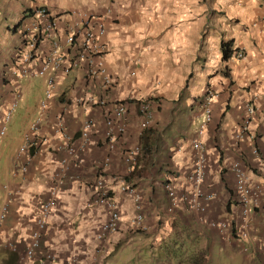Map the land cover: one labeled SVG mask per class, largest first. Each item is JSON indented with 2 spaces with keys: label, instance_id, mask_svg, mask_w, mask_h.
<instances>
[{
  "label": "crops",
  "instance_id": "0c3cea01",
  "mask_svg": "<svg viewBox=\"0 0 264 264\" xmlns=\"http://www.w3.org/2000/svg\"><path fill=\"white\" fill-rule=\"evenodd\" d=\"M36 4H44L61 26L74 21V12L102 16L110 10L102 22L107 49L100 59L113 83L102 96L108 105L122 102L126 109L125 131L101 172L118 203L119 228L99 245L101 249H97L94 235L105 215L91 204L90 187L97 176L96 164L108 155L103 146L104 108L73 103L75 98L88 94L98 97L101 89L96 81L86 80L84 67L80 66L60 78L46 107L39 109L45 77H19L10 69V57L19 43L20 23ZM83 4L73 6L67 0H0V120L14 98V88L21 91L16 103L18 112L12 116L15 106L0 137V250L14 256V264H20L24 257L34 217L41 202L49 197V177L61 168L62 152L56 149L53 136L57 115L61 114L66 131L76 141L83 117L93 120L94 131L86 147L68 162L55 207L46 219L33 257L25 264H61L71 257H77L78 264H93L96 258L101 262L122 242L128 243L137 235L155 239L179 225L211 244L217 240L222 246L227 243L263 264L258 246L264 239V190L252 214L247 240L222 236L203 220L227 221L236 214L231 161L245 164L248 180L264 186L251 154L253 145L264 156V0H83ZM222 42L231 49L226 58L222 57ZM34 78L38 79V90L31 103L26 90L31 92ZM207 91L212 92V99L209 120L205 121L202 99ZM247 101L252 103L256 116L236 148L232 137ZM143 102L151 115L145 129L140 127L138 113ZM33 121H37L38 136L44 135L47 141H38L35 150L29 149L32 158L21 171L24 159L17 157L16 151L23 134L34 137L29 128ZM199 128L205 158L200 187L214 196L202 202L200 212L187 205L170 210L163 182L171 180L178 191L189 188L187 176L194 161L190 141ZM137 143L141 154L133 166L127 167L123 152ZM119 178L130 181L139 192L146 227L142 231L130 226L133 208L129 198L116 191ZM252 245L255 249L250 248ZM45 253L54 259L45 260Z\"/></svg>",
  "mask_w": 264,
  "mask_h": 264
},
{
  "label": "built area",
  "instance_id": "2783aa9c",
  "mask_svg": "<svg viewBox=\"0 0 264 264\" xmlns=\"http://www.w3.org/2000/svg\"><path fill=\"white\" fill-rule=\"evenodd\" d=\"M74 13L76 16L74 21L61 26L58 18L44 4H36L33 8H30L20 23L19 43L14 48L10 57V69L15 70L14 72L17 71L19 77L35 75L45 77L43 98L38 102L39 109L46 107L47 101L53 96L60 78L80 66L84 67L86 80L90 82L96 81L97 87L101 89V95L98 97L88 94L73 100V103L76 105H94L104 108L103 121L105 129L103 146L108 155L96 164L97 176L90 187L92 195L91 204L99 207L105 215L94 235L98 243L97 249H101L99 245L106 241L110 234L116 233L119 228L120 214L118 203L114 195L109 192L104 179L101 177V172L108 162L109 154L115 150L119 137L125 131L126 108L122 102L108 105L106 99L102 96V93L110 88L113 83L112 76L105 71L100 59L103 52L107 49V43L103 41L104 25L102 22L109 15L110 10H105V14L102 16H95L86 12ZM236 55L240 57L241 53H237ZM49 71L51 73L48 74ZM20 96V89L14 88V98L3 112L0 120V137L5 134L6 124ZM211 99L212 92L207 91L202 99V112L205 114V121L209 120V104ZM255 112L252 103L250 101L245 102L241 123L232 137V145L234 147H238L239 141L248 132V127L256 116ZM138 113L140 116V127L142 129L147 128L151 115L146 102L139 104ZM36 123L37 121H33L29 125L34 137H31L29 134H23L21 143L16 151V156H23L24 159V165L20 168L21 171L25 170L26 164L32 158L29 149H36L40 141H47L44 135L38 136ZM53 131V136L56 139L55 147L62 152L60 158L61 168L53 171L49 177L51 185L49 197L41 202L38 212L34 217L33 227L29 232L28 242L23 250L24 257L20 260V264H25L24 262L33 257L39 239L44 233L46 219L55 207V198L64 181L66 166L70 160L75 158L76 152L82 151L86 147L90 135L94 131V122L87 116L81 119L77 136L78 141H76L73 136L68 134L62 115L58 114ZM201 132L199 128L196 136L190 141L194 161L187 176L190 182L189 188L178 191L171 180L167 179L163 182V189L170 210L180 205H187V208L190 210L200 212L203 210L202 202L210 200L214 196L213 192H204L200 187L205 161L203 145L199 139ZM252 137H255V135ZM141 151V145L137 143L123 152V162L127 167H131L136 163ZM251 154L255 158L256 168L264 179V156L260 155L257 148L253 145L251 146ZM229 169L233 176V187L237 200L236 214L233 215V219L231 218V220L227 221L206 218L203 221L209 227L221 233L222 236L247 240L250 238L249 230L252 214L259 206L260 195L264 190V186L258 182L251 183L248 180L247 166L237 160L229 163ZM116 191L125 194L132 204L133 210L129 218L131 228L140 231L144 230L146 227L143 224L137 188L130 181L119 178ZM2 217L3 208L0 212V221H2ZM258 248L262 254L264 264V239L260 240ZM44 259L51 262L54 258L50 253H45ZM61 264H78V259L77 257H71Z\"/></svg>",
  "mask_w": 264,
  "mask_h": 264
},
{
  "label": "rangeland",
  "instance_id": "374dc122",
  "mask_svg": "<svg viewBox=\"0 0 264 264\" xmlns=\"http://www.w3.org/2000/svg\"><path fill=\"white\" fill-rule=\"evenodd\" d=\"M67 2L73 6L84 5L83 0ZM37 80L32 79L31 92L26 90V96L31 103H34V95L38 90ZM23 100L21 98V102ZM18 109L16 106L12 116L17 114ZM256 245L250 248L255 249ZM6 254L4 250H0V264L8 257ZM245 256L250 259H245ZM95 260L93 264H261L242 250L239 251L227 243L222 246L218 240L211 244L207 239L189 232L181 225L170 228L164 235L155 239L137 235L128 243L122 242L115 246L101 262L97 258Z\"/></svg>",
  "mask_w": 264,
  "mask_h": 264
},
{
  "label": "trees",
  "instance_id": "16d2710c",
  "mask_svg": "<svg viewBox=\"0 0 264 264\" xmlns=\"http://www.w3.org/2000/svg\"><path fill=\"white\" fill-rule=\"evenodd\" d=\"M230 52H231V49L229 48L228 43L227 42H222L221 43V53H222V57L223 58H226L227 56L230 55ZM14 262H15V258H14V256L11 255V256H8L4 260L3 264H14Z\"/></svg>",
  "mask_w": 264,
  "mask_h": 264
}]
</instances>
